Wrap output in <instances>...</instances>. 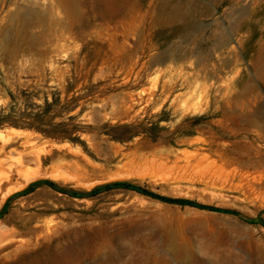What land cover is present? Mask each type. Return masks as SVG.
Listing matches in <instances>:
<instances>
[{
	"label": "rangeland",
	"instance_id": "obj_1",
	"mask_svg": "<svg viewBox=\"0 0 264 264\" xmlns=\"http://www.w3.org/2000/svg\"><path fill=\"white\" fill-rule=\"evenodd\" d=\"M161 1L81 0L89 26L44 52L12 48L1 12L0 132L29 135L0 138V179L30 175L0 189V243L30 242L1 264H264V0Z\"/></svg>",
	"mask_w": 264,
	"mask_h": 264
},
{
	"label": "bare ground",
	"instance_id": "obj_2",
	"mask_svg": "<svg viewBox=\"0 0 264 264\" xmlns=\"http://www.w3.org/2000/svg\"><path fill=\"white\" fill-rule=\"evenodd\" d=\"M95 1L99 2V4H100L101 10H99L96 15L98 17H101V18H104L107 16L113 17V16L117 15L118 13H120L123 9H125L126 6H128L127 5L128 0H94V3H95ZM180 5H181L180 0L179 1L178 0H174V1L173 0H171V1L170 0H162L160 7L162 10L167 8L168 9L167 10L168 15L169 14L170 15L171 14H180L183 18L189 19V17L192 15L193 10L192 11L191 10L189 11V9L184 10L185 8L183 10H181ZM94 7H95V5L91 4V8H86V10H85V7H83V5L81 4V0H0V15H1V12L4 11V14L2 15V17L0 16L1 19L4 20V24H5L4 37L9 41L12 48L14 46L16 47L17 45H25L28 48L37 49L40 52H44L46 46H48L49 43H53V41L56 43V41L57 40L59 41V39L60 38L62 39V37H69L73 31V28L75 26L74 24H76V22H79L80 25H83V27L89 26V23L91 20V14L89 11ZM194 9H195V7H194ZM197 9H199V8H197ZM243 11H244V8L242 9V12ZM85 12H87V13L85 14ZM33 29H37L38 33L35 35L33 33H31V31ZM122 35L124 38V42H123L122 46L119 48V51L121 54L123 53L125 56H127L129 53L128 52L129 51L128 50L129 42H130V41L128 42L129 36L127 33L124 34V32L122 33ZM215 43H216V41H215ZM222 45H224V43ZM51 46H53V44ZM119 46L120 45H118L116 43V47H119ZM228 48H229V46H228ZM150 49L148 48V50H150ZM119 51H117V53ZM132 51L133 50H131V52ZM166 56H167V54H166L165 50H163V51L161 50L160 52L156 51V53L151 54L149 56V61L152 62L155 60H157V61L163 60L166 58ZM127 58H128V56H127ZM127 58H126V60H127ZM145 58H147V57H145ZM131 62H133V60H131L130 63ZM134 65H135V63H134ZM150 65H151V63H150ZM199 67H200V65H199ZM138 70H140V69H138ZM136 76L138 78V75H136ZM183 77H185V76H183ZM181 79H183V78H181ZM185 81H187V80L184 79L183 82H185ZM175 82H176V80H175ZM172 86H173L172 84H169V85H167L166 83L162 84V94H163L164 99L168 97V94H169L170 90L172 89ZM248 94H251V93H248ZM141 96H143V95H141ZM235 96H237V95H235ZM152 97H153V95H152ZM234 98H237V97H234ZM152 100H153L152 98H150V99L148 98V99H146V103H150ZM252 100L255 102L256 101L255 97H253V96L247 97L246 102H244V100H243V102L247 104L248 109H250V106L252 105V102H253ZM128 101H129L128 108H130L138 100L136 99V97H135V99H134V97H131L130 100H128ZM239 103L241 104V102H239ZM125 104H126V102H125ZM233 108H234V106H233ZM259 113H260V111H259ZM229 117H230V115H229ZM231 117H233V116H231ZM250 122H252V119L249 120V123ZM20 133H28L27 135H29V132L25 131L24 129H18V128L11 127L9 129H6L4 132H0V138H1V140H3L2 142H4V141H7L12 135L20 134ZM259 133H260V131H259ZM262 135H264V134H261V136ZM262 137H264V136H262ZM8 157H10V156L8 155ZM8 159H7V157L0 155V166L4 162H6V160H8ZM19 161L20 162H19L18 167H16L14 170H9V172L4 174L2 179H0V189H1V186L5 183V181L8 183L13 178L12 175L14 173H16L22 179L20 181H16L12 185L7 186L2 193V195L4 197H6V195L15 191L16 189H19L20 187H22L30 177L29 172H27L25 169H23V162L20 159H19ZM4 232L5 231L2 230V226L0 225V236H2ZM38 236H39V234H38ZM1 239H3V238H1ZM21 239H23V238H21ZM29 244H30V242H27L25 240L23 241L20 239L17 241L16 240L14 241L13 239H11V240L5 241L3 243H0V264L9 260V258H11L13 255H16L17 253H19L20 250L26 248Z\"/></svg>",
	"mask_w": 264,
	"mask_h": 264
},
{
	"label": "trees",
	"instance_id": "obj_3",
	"mask_svg": "<svg viewBox=\"0 0 264 264\" xmlns=\"http://www.w3.org/2000/svg\"><path fill=\"white\" fill-rule=\"evenodd\" d=\"M113 185H125V186H128L129 184L126 183V182H114ZM110 185H106V187H109ZM161 198H164V197H161ZM167 200H170V201H176V202H182V200H179V199H171V198H168Z\"/></svg>",
	"mask_w": 264,
	"mask_h": 264
}]
</instances>
